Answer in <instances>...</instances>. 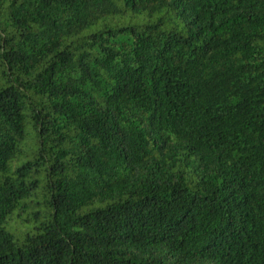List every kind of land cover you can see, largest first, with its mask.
<instances>
[{
	"label": "trees",
	"instance_id": "trees-1",
	"mask_svg": "<svg viewBox=\"0 0 264 264\" xmlns=\"http://www.w3.org/2000/svg\"><path fill=\"white\" fill-rule=\"evenodd\" d=\"M0 264H264V0H0Z\"/></svg>",
	"mask_w": 264,
	"mask_h": 264
}]
</instances>
